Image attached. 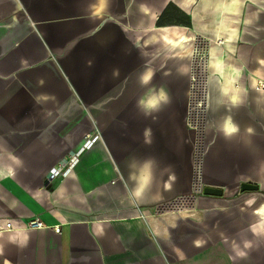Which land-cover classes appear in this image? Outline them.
<instances>
[{
  "label": "crops",
  "instance_id": "0c3cea01",
  "mask_svg": "<svg viewBox=\"0 0 264 264\" xmlns=\"http://www.w3.org/2000/svg\"><path fill=\"white\" fill-rule=\"evenodd\" d=\"M0 264H264V0H0Z\"/></svg>",
  "mask_w": 264,
  "mask_h": 264
},
{
  "label": "rangeland",
  "instance_id": "374dc122",
  "mask_svg": "<svg viewBox=\"0 0 264 264\" xmlns=\"http://www.w3.org/2000/svg\"><path fill=\"white\" fill-rule=\"evenodd\" d=\"M205 46H202V48H197L200 52L202 49H205ZM201 49V50H200ZM197 60V58L195 57V59L193 60V62ZM193 64V63H192ZM194 64H196V62H194ZM193 64V67L195 68V65ZM193 68V77L195 79H197L196 77V68ZM198 80V79H197ZM204 92L203 90L200 88V85L197 84L196 82L193 84V81H190V85H189V97L187 100V112H188V126L189 128H196L198 130H195V140H196V145L198 147L197 151L198 153H201L202 151V146H203V140H204V132L207 129V125L206 124V114L202 113L203 115L201 116V119H196V115L201 112L200 109L197 107L198 103L201 101L200 99H202V96ZM204 102H206L204 100ZM204 112H205V105H204ZM206 113V112H205ZM199 120V122L197 121ZM197 121V122H196ZM194 130V129H192Z\"/></svg>",
  "mask_w": 264,
  "mask_h": 264
},
{
  "label": "clouds",
  "instance_id": "9594fccd",
  "mask_svg": "<svg viewBox=\"0 0 264 264\" xmlns=\"http://www.w3.org/2000/svg\"><path fill=\"white\" fill-rule=\"evenodd\" d=\"M152 73L148 72L141 76L140 83L144 86L148 85L152 79ZM149 93L146 98H142L138 101L140 107L145 110V114H150L155 111L158 112L161 108L170 102L169 94L163 89H149ZM238 130V126L235 125L231 117H226L224 131L226 134L232 133ZM150 129L145 131V135H150Z\"/></svg>",
  "mask_w": 264,
  "mask_h": 264
},
{
  "label": "built area",
  "instance_id": "2783aa9c",
  "mask_svg": "<svg viewBox=\"0 0 264 264\" xmlns=\"http://www.w3.org/2000/svg\"><path fill=\"white\" fill-rule=\"evenodd\" d=\"M201 50V49H200ZM202 51V50H201ZM200 51V52H201ZM192 81H193V84L196 82L197 83V79H195L194 77L192 78ZM198 84V83H197ZM204 95V94H203ZM204 96H202V99H200L201 101L198 103L197 107L200 109L201 112H199L197 115H196V119H201V116L203 115L202 113L206 114L204 112V105H205V102H204ZM199 122V120H197ZM196 121V122H197ZM194 130H198L196 128H193ZM97 137H94L90 140V142H88V144H86V148L89 149L90 147H92V145L96 142ZM82 152V151H81ZM81 152H78L76 153L75 155H71L69 156L66 160L62 161L61 164L56 167V168H53L50 172V176H49V179H48V182H52L53 180H56L57 178H65L67 177V175L70 173V171H72V169L75 167V165L78 163L79 161V155ZM29 228H32V229H43L45 228V225L40 221V219H33L29 222V225H28ZM11 228V224H7L6 225V229H10ZM54 231L55 233H60L61 231V228L59 226L55 227L54 228Z\"/></svg>",
  "mask_w": 264,
  "mask_h": 264
},
{
  "label": "bare ground",
  "instance_id": "6f19581e",
  "mask_svg": "<svg viewBox=\"0 0 264 264\" xmlns=\"http://www.w3.org/2000/svg\"><path fill=\"white\" fill-rule=\"evenodd\" d=\"M236 5H237L236 2H234V3L232 4V8L234 9V8L236 7ZM224 20H225V19H224ZM224 24H225V23H224ZM228 25H229V24H228ZM224 26H225V25H224ZM174 27H178V26H174ZM225 27H227V26H225ZM229 27H230V26H229ZM169 30H173V31H171V33H172L173 36L175 35L176 38L179 37L178 40H175V39L170 40V41H169L170 44H172V45L175 46V45L177 44V42H179L180 39L185 40V37H184L183 33L180 32V28H166V29H165V31H169ZM234 30H235V29H234ZM233 33H234V32L229 33V36H230L231 39L228 38V37H227V39L232 40ZM233 42H234V41H233ZM230 44H232V43H230ZM194 47H195V46H194ZM230 47H231V46H230ZM197 48H198V47L193 48V50H192V55L194 56V55L198 54L199 59H200L201 57H204V58H206V59L208 60V58L211 56V49L209 48L207 52H203V51L198 52L199 50H198ZM234 73L237 74L238 72L235 71Z\"/></svg>",
  "mask_w": 264,
  "mask_h": 264
},
{
  "label": "water",
  "instance_id": "95a60500",
  "mask_svg": "<svg viewBox=\"0 0 264 264\" xmlns=\"http://www.w3.org/2000/svg\"><path fill=\"white\" fill-rule=\"evenodd\" d=\"M257 190V186H253L250 184H243L241 187V191H256ZM203 195H207V196H222L223 192L220 189H216V188H209V187H205L202 190Z\"/></svg>",
  "mask_w": 264,
  "mask_h": 264
},
{
  "label": "trees",
  "instance_id": "16d2710c",
  "mask_svg": "<svg viewBox=\"0 0 264 264\" xmlns=\"http://www.w3.org/2000/svg\"><path fill=\"white\" fill-rule=\"evenodd\" d=\"M166 15H168V14H167V11L164 12L163 15L159 18V20H158V24H159V25H161V23H163V22H162V21H163V18H164ZM189 27H190V25H189Z\"/></svg>",
  "mask_w": 264,
  "mask_h": 264
}]
</instances>
